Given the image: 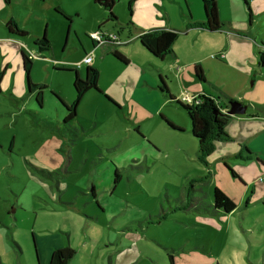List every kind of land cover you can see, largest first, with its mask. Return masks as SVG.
Wrapping results in <instances>:
<instances>
[{
	"label": "rangeland",
	"instance_id": "obj_1",
	"mask_svg": "<svg viewBox=\"0 0 264 264\" xmlns=\"http://www.w3.org/2000/svg\"><path fill=\"white\" fill-rule=\"evenodd\" d=\"M9 1L0 3V17L3 20L13 17L27 34L19 38L7 37L9 33L4 24L0 30V71L4 72L0 87V264H20L25 260V254L20 255L16 247V237L31 246L30 256L37 263L32 223H35L34 233L37 234L39 224L57 222L52 226L62 222L66 227L64 231L74 236L88 230L94 238L102 240L120 224L131 222L132 225L126 228L131 234L128 244L136 245L143 253L146 247L149 248L151 257L136 258L132 264H170L167 257L170 254L175 256L177 264H248L249 259L254 262L261 249L253 244L254 232L247 229L254 225L251 221L264 215V205L260 202L245 206L246 199L240 201L242 189L224 164L233 170L235 168L218 159L225 149L213 147V152L202 160L192 135L188 137L187 133H181L179 135L185 137L177 138L154 133L150 140L141 138L134 130L136 123L142 128L151 126L165 114L173 115L180 123L189 122L186 113L168 99L163 112L158 111L155 88L148 89V92L135 91L138 101L130 100L118 104L119 107L103 95L93 91L85 93L73 122L76 128L84 129L85 135L80 137L71 151V159L67 161L65 143L57 139L59 131L53 133L50 127L54 129L58 114L62 115L58 99L66 101L74 97V72L54 69L51 62L43 57L76 65L80 55L84 54L83 49H92L88 35L96 31L102 17L106 19L108 11L92 4V0ZM128 2L130 0H114L112 11L117 20H102L101 30L109 24L111 30L127 33L129 15L132 23L137 19L142 25H152L149 28L178 27L182 19L180 3L183 0H131V11ZM196 2L198 4L200 0ZM248 2L254 15L261 2ZM56 7L70 20L56 11ZM198 7L202 11L200 4ZM217 7L219 19L226 25L232 20L246 28L252 25L253 19L249 22L244 0H217ZM44 34L50 46L48 51L40 53L34 42ZM11 38L18 40L19 45ZM190 38L195 39L193 36ZM71 46L76 49L71 51ZM20 48L32 60L30 82L43 87L41 104L37 101L38 89L32 92L28 89L26 72L19 57ZM111 48L104 44L94 50L95 57L102 61L100 66L94 64L99 69L100 83L109 84L113 75H120L121 71L112 62L123 68L137 66V70L141 69L140 60L131 45L126 48L131 58L127 64L109 54ZM31 50L41 56L32 55ZM56 68L74 69L66 66ZM85 68L86 65L80 68L81 74ZM167 84L168 90L177 95L182 105L192 104L188 103L186 95L195 93L181 80L168 79ZM263 87L258 81L256 90H263ZM152 91L154 95L150 94ZM224 143L238 144L232 140L220 142ZM205 162L208 166L204 165ZM64 163L70 167L67 174ZM108 164L112 167L111 172L104 176ZM113 167L120 174L117 183L114 182ZM89 174L97 180L96 188L95 185L93 187L95 200L89 194L92 185L84 191L72 184L78 178L91 180ZM63 179L70 183L66 184L69 189L61 186L65 191L57 186ZM34 186L35 191L24 192ZM216 186L236 205L225 221L214 214L213 219L208 218L211 207L207 205L212 204V189ZM63 192L65 195L60 198ZM59 198L71 203L68 210L57 206ZM19 200L22 205L18 204ZM120 201L127 203L128 207L111 219L107 214L117 211L119 206L114 203ZM95 211H102V217L95 220ZM24 215L30 224L23 222ZM16 216L21 220L19 224L15 223ZM158 218L164 219L153 223ZM160 243L175 245L177 249L168 251ZM71 247H78L76 238L72 239ZM78 256L86 257L84 249Z\"/></svg>",
	"mask_w": 264,
	"mask_h": 264
},
{
	"label": "crops",
	"instance_id": "obj_2",
	"mask_svg": "<svg viewBox=\"0 0 264 264\" xmlns=\"http://www.w3.org/2000/svg\"><path fill=\"white\" fill-rule=\"evenodd\" d=\"M2 1L3 0H0V3H2ZM30 1L34 2L35 0H28V2ZM249 1L250 4H253L255 1L261 2V7H259V9L255 11L254 15H252L248 0H244V4L248 8L249 22L251 18L253 19L252 25L250 27L246 28L244 24H236L234 20L227 22L228 25H226L219 19L222 23V26L219 30L216 31H209L196 25L192 27L188 26L189 21L197 23L202 21L203 19V10L200 11V8L198 7L199 4L201 5V3L197 4L196 0H183L185 8L183 7V2L180 3V12L182 19L179 25H177L178 27H176V25H167L166 27L149 28L152 25H142L141 23H138L137 19L135 18L134 19L136 24L132 23L131 15H129V19L127 21V33L123 32L122 30H111V26L109 24H106L103 30H101V26L104 24V22L116 21L110 19L108 13L106 19H104L103 17L102 19H100L96 30L101 31L106 35H117V39L120 41L119 43H106V45H108L110 48L112 47L109 54L112 55V53L116 51L120 53L128 63V61H131V58L126 53V48L131 45L132 51L138 56L140 60L141 69L137 70V66H135V68L134 66L123 68L117 63L115 64L114 62H112V64L119 71H121L120 75H113L112 82L109 84H105L103 82H101V84L98 79V87L101 88L99 89L102 90V93L93 91L94 93H97L99 95L110 96V98L116 103L114 104L112 102V104L118 106V104L122 105L130 100L138 101V98L134 96V93L137 90L141 92H148V89L155 88L157 90L156 93H158V111L163 112L162 109L166 107L168 102H174L177 107L182 109L177 102L170 99L168 95L162 94L157 89V86L160 83L159 79L160 77H163L167 86L168 79L176 82L181 80L182 83L186 85L191 92L197 95L204 94L210 96L214 98L223 108L228 107V101L230 99L245 104V113L231 115L225 125V130L229 135V138L225 140H218L214 143L215 148L220 150H222V148L225 149V151H221L218 159H220L222 162L229 163L233 168H235L237 172L230 168L228 165L224 164V167H226L227 169H231H228L231 176L232 172L234 171L242 181L240 182L237 178L232 176L242 189L240 201L246 199L245 206H247L249 203L260 202H263L264 205V89L256 90L258 81L262 82V84L264 85V60L260 61L259 56V53L264 49V0ZM130 2H128V5ZM92 4L106 10L105 8L95 4L93 0ZM114 7L115 6H113L112 8L113 10ZM11 18L13 17L3 20L2 17H0V30L2 24L6 25V22ZM129 22H131V24ZM162 24H165L164 21ZM170 24L172 23L170 22ZM138 25L143 27H138ZM157 28L172 30L178 33L177 39L173 45V50L170 53L166 54L162 59L156 58L153 55L151 56V54L141 46L138 39L141 31H148ZM8 33L9 35L7 34V37H22L10 33L9 30ZM190 36H193L195 39H191ZM11 39L19 45L18 40H15L13 38ZM137 41L139 42V44H137ZM90 42L92 45V49L89 51L88 49L84 48V54L80 55V59L76 62V64L79 63L87 53L92 52L93 64L91 63L90 65L93 67L94 64H96L97 66L101 65L102 61H100L99 58H96L94 54V50L101 45L98 46L91 40ZM20 49L21 51H24L23 48ZM75 49V46L70 47L71 51ZM26 55L30 58V55ZM43 58L47 59L48 62H51L54 68L56 66H66L68 68L71 67L77 70V73L80 77H83L84 73L81 74L82 71H80V68H82L83 65L77 67L75 63H62L52 57ZM194 65H199L201 67L204 74V80H200L195 76L193 71ZM123 86H125V89L123 88ZM153 93V91L150 92L151 95H154ZM169 93L171 97L175 96V99L178 98L174 93H171L170 91ZM72 100L73 99H66L65 102L70 103ZM61 108V126L64 127L63 121L66 116V111L63 109V106ZM59 112L60 111H58V113ZM60 116L58 114V120L55 121L56 126L59 127L61 122L59 121ZM77 116L78 115L76 110V116L74 119H76ZM172 116L173 115L165 114L163 118L159 119L153 125L143 128L140 124L138 125L136 123V125H134V130L139 136H141V138L147 139H150V137H152L154 133H158L162 137H168L167 135H169L177 138L185 137L180 136L179 134L187 133L188 137H191L190 135L192 134L190 122H187V120H185V122L182 121V123H180L179 121H177V119H175V117ZM74 119L69 122V128H74L76 132V138L73 141L74 143H70L69 138L71 137L68 136V134H57L58 136H56L57 139H60L65 143L64 153H66L67 161L71 159V151L73 152V149L77 145L80 137L85 135L84 129L82 127H80L79 129L73 126ZM50 128L53 133H56L53 127ZM230 140H232L233 142H237L238 144H220V142ZM152 142L157 145L154 140ZM67 161L66 163L68 164ZM48 164L53 165L52 162H49ZM67 164L64 163L66 174L70 172V167ZM204 165L208 166V163L205 162ZM111 168L112 167L110 166V164L105 167L103 173L104 176H109ZM116 172L120 176L119 171L115 167H113L114 177ZM88 177H90L91 180L84 179L81 181V178H78L75 179L72 184H74L75 188L83 189L84 191H87V189H89V186L92 185L89 194L90 197L95 200V190L93 187L95 185L96 188L97 180L92 174H89ZM260 178L262 179L260 180ZM114 182L117 183V181H115V178ZM66 184L69 185L70 183L63 179V181L57 186L60 188L66 187V189H69ZM213 189L211 196L212 204L209 203L207 205L209 208L211 207V209L208 211V213H210L208 218L213 219L212 215L214 214L217 215V218H219L220 220L225 221L228 219L229 216L227 215L229 213H224L221 209L213 208ZM35 190L36 186H34L33 188H28L27 190H24V192ZM62 190L65 191V188H62ZM92 192L93 196H91ZM64 195V192L61 193L60 198ZM60 198L59 200H56L57 206L61 207L64 210H68L71 203H68L69 201H61ZM111 203H113V201H111ZM18 204L22 205V202L19 200ZM114 205L119 206V208L117 211L111 214H107L111 217V219L120 215L122 211L126 210L128 207V204L122 201H120V203L115 202ZM51 207L55 209L53 205H51ZM16 210L17 209H15L14 211ZM100 213L103 212L95 211L94 216H97L95 220H97L99 216H101ZM14 219H16L15 223L17 224L21 222L20 218L17 216ZM163 219L164 218H158L153 223L161 221ZM22 220L26 225V222H29L28 224H30V221L28 220L26 215L22 217ZM57 223L39 224L37 234L34 233V231H36L34 230L35 223H32L31 229L34 234V240L36 244V246H34V251L35 255L37 254V263L33 259V257L30 256L31 246L28 245L26 241L22 242L16 237V247L18 248L20 255L25 254V260L23 261V263L19 262L20 264H48L51 253L59 248L71 247L73 238H76V245L78 247H75V249H73L75 252L66 264H132V261L136 258H142L145 255L150 257L149 248L147 249L146 247L144 249L146 250V252L143 253L141 252L142 249L136 248V245L133 244V246L128 244L129 242L127 240L131 238V234H128L129 231L126 228H129L132 225L131 222H124L120 224V227H117L114 232L108 237L104 238V240H102L101 238H94L88 230L79 232L77 236H74L71 233H67L66 231H64L66 227H64L62 222L58 226H52V224L56 225ZM111 223L112 221H110V224ZM251 223H253L254 225L248 226L247 230L248 232H254L253 244L261 249L257 255V259L254 262L255 264H264V215L256 217L253 221H251ZM85 224L86 226L88 225V223ZM157 242L160 241L157 240ZM160 244L168 251H173L174 248L177 249L175 245L172 246L165 243ZM133 247H135V249ZM81 249H84L86 257L78 256ZM167 257L170 264H177L175 256L171 255V261L169 259V256ZM254 262L253 260L249 259L248 264H254ZM236 264L239 263L236 262Z\"/></svg>",
	"mask_w": 264,
	"mask_h": 264
},
{
	"label": "trees",
	"instance_id": "obj_3",
	"mask_svg": "<svg viewBox=\"0 0 264 264\" xmlns=\"http://www.w3.org/2000/svg\"><path fill=\"white\" fill-rule=\"evenodd\" d=\"M9 3V0H4ZM93 2L103 8H105L109 13V18L112 20H117V18L113 15L112 8L114 6V0H93ZM201 7L203 10V19L200 22H192L189 21L188 26L192 27L194 25L205 28L209 31L219 30L222 26V23L219 20L218 9L216 0H200ZM129 11H131V2L128 5ZM56 11H59L65 18L70 20L69 16L63 13V11L56 7ZM131 24V22H129ZM6 28L10 33L15 34L17 36L26 35L27 32L22 29L14 18L9 19L6 22ZM178 33L176 31L157 28L148 31H141L138 39L140 41L141 46L148 51L151 55L156 58L162 59L166 54L170 53L173 50V45L177 39ZM95 44L96 42L93 41ZM38 51L45 52L49 50V40L46 38V35H42L37 38L34 42ZM112 56L118 60L119 62L125 64L127 61L124 57L118 53L113 52ZM260 61L264 60V49L259 53ZM21 65L24 72H29L32 68V60L26 55L24 51L20 53ZM54 69H62L74 72L73 78V88H74V97L70 103H66L62 99H58L61 102V106L66 111V116L63 121V126H54L55 131H59L61 135L70 136V143H74V139L76 138L75 130H70L67 126L72 119L76 116L77 106L81 101L82 97L88 91H95L98 93H102L98 87V79H99V70L91 65H87L83 77H80L77 73L76 69H66V68H54ZM193 71L195 76L204 80V74L199 65L193 66ZM4 72L0 71V87L3 79ZM160 83L157 86V89L162 94L168 95L170 99L174 100L178 103V105L186 112L187 117L191 126V134L198 142V149L200 153V158L204 160L213 150L214 143L218 140H225L229 138L225 130V125L231 115L226 113H221L218 111L219 104L217 101L207 95L201 94L198 95V99L200 102L192 103V104H184L182 105L177 99H174L170 96L169 90L167 88L165 79L160 77ZM29 91L32 92L38 89L37 93V101L41 104V94H42V86L37 84L30 83ZM1 89V88H0ZM104 97L116 104L108 95H104ZM231 100V99H230ZM215 111H218V115H215ZM231 170L230 168H228ZM118 173H115V181L118 179ZM232 176L237 178L240 182L241 179L236 175L233 171ZM236 205L234 201L228 197L221 189L218 187H214L213 189V208L221 209L224 213H230L235 209ZM74 250L71 247H63L56 249L51 253V257L48 264H66L67 261L73 256ZM170 261L172 260L171 255L169 256Z\"/></svg>",
	"mask_w": 264,
	"mask_h": 264
},
{
	"label": "built area",
	"instance_id": "obj_4",
	"mask_svg": "<svg viewBox=\"0 0 264 264\" xmlns=\"http://www.w3.org/2000/svg\"><path fill=\"white\" fill-rule=\"evenodd\" d=\"M88 37L92 40L95 41L96 44L99 45H103L106 44L108 42H112V43H119L120 41L117 39V35L115 34H104L99 30L93 31L91 33H89ZM96 45V46H97ZM32 55L35 56H39V54H35L34 52H32ZM41 56V55H40ZM93 61V53H87L82 60L76 64L77 67L81 66V65H90ZM55 62V60H54ZM186 97L188 98V103L192 102V103H198L200 102V100L198 99V95L194 94L192 96L186 95ZM220 106V105H219ZM262 178H260L261 180Z\"/></svg>",
	"mask_w": 264,
	"mask_h": 264
},
{
	"label": "water",
	"instance_id": "obj_5",
	"mask_svg": "<svg viewBox=\"0 0 264 264\" xmlns=\"http://www.w3.org/2000/svg\"><path fill=\"white\" fill-rule=\"evenodd\" d=\"M26 80H27L28 89H30V85H31L30 83L31 82H30L29 72H26ZM245 110H246V105L243 104V103H241V102H238L236 100H229L228 101V107H226V108H223L221 106L218 107V111H220L221 113H226L228 115L244 114L245 113ZM218 111H215V115H218L219 114ZM67 125L69 127L70 126V123H67ZM69 129L70 130H73L74 128L71 127Z\"/></svg>",
	"mask_w": 264,
	"mask_h": 264
}]
</instances>
